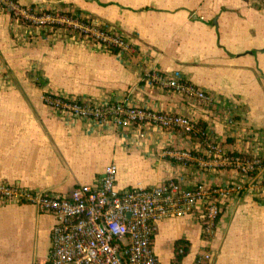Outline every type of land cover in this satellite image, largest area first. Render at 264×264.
Here are the masks:
<instances>
[{
	"label": "crops",
	"instance_id": "0c3cea01",
	"mask_svg": "<svg viewBox=\"0 0 264 264\" xmlns=\"http://www.w3.org/2000/svg\"><path fill=\"white\" fill-rule=\"evenodd\" d=\"M18 1L86 13L125 35L135 51L121 56L53 31L31 30L0 10V181L69 194L99 183L110 163L118 166L121 189L171 178L191 187L241 180L199 137L158 126L93 130L84 119L54 113L42 100L45 92L98 101L127 98L187 115L225 152L257 150L264 158V9L253 0ZM153 69L181 74L214 103L150 85ZM256 179L227 200L213 237H205L192 215L161 221L154 238L158 264L175 263L177 241L188 247L178 264H192L207 251L213 254L210 264H264V191ZM55 221V214L32 203L0 202V264L46 263Z\"/></svg>",
	"mask_w": 264,
	"mask_h": 264
},
{
	"label": "built area",
	"instance_id": "2783aa9c",
	"mask_svg": "<svg viewBox=\"0 0 264 264\" xmlns=\"http://www.w3.org/2000/svg\"><path fill=\"white\" fill-rule=\"evenodd\" d=\"M253 1L264 9V0ZM0 10L31 30L53 31L58 38H71L121 56L135 51L125 35L86 13L47 10L18 0H0ZM147 76L150 85L172 90L189 101L214 103L211 94L179 73L153 69ZM42 100L64 118L88 121L93 130L104 126L121 130L135 125L180 129L190 138H201L209 152L216 153L241 175L239 182L220 187L204 181L191 187L171 178L156 186L121 189L117 183L118 166L110 163L99 183L79 185L69 194L31 190L0 181V202L32 203L42 212L55 214L48 260L42 264H158L154 238L161 221L192 215L200 220L205 237H213L231 195L244 191V183L251 178H257V184L264 185V158L259 151L252 155L225 152L209 130L190 116L148 109L127 98L98 101L62 92H45ZM144 135L141 132L139 137ZM183 156L189 154L183 153ZM179 255H185L183 246L177 249L176 257ZM212 258V252L207 251L199 254L192 264H210Z\"/></svg>",
	"mask_w": 264,
	"mask_h": 264
},
{
	"label": "trees",
	"instance_id": "16d2710c",
	"mask_svg": "<svg viewBox=\"0 0 264 264\" xmlns=\"http://www.w3.org/2000/svg\"><path fill=\"white\" fill-rule=\"evenodd\" d=\"M181 246L184 247V249H185V254H186V252L188 251V247L186 246V243L183 242V241H177V243H176V247H177V249H178L179 247H181ZM181 258H182V256H180V255L177 256L174 264H178V262H180Z\"/></svg>",
	"mask_w": 264,
	"mask_h": 264
},
{
	"label": "rangeland",
	"instance_id": "374dc122",
	"mask_svg": "<svg viewBox=\"0 0 264 264\" xmlns=\"http://www.w3.org/2000/svg\"><path fill=\"white\" fill-rule=\"evenodd\" d=\"M259 185L260 189H262V191H264V185L262 186V184H257ZM263 187V188H262ZM257 197H260L261 195H256ZM264 205V199L261 201Z\"/></svg>",
	"mask_w": 264,
	"mask_h": 264
}]
</instances>
